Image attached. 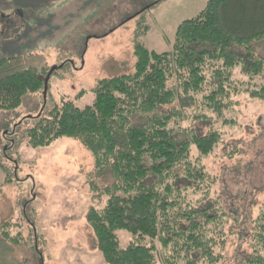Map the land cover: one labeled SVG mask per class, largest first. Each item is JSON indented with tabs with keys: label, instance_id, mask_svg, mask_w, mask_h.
Masks as SVG:
<instances>
[{
	"label": "trees",
	"instance_id": "trees-1",
	"mask_svg": "<svg viewBox=\"0 0 264 264\" xmlns=\"http://www.w3.org/2000/svg\"><path fill=\"white\" fill-rule=\"evenodd\" d=\"M262 40L264 0H209L178 25L171 52L157 54L136 43L133 71L99 80L91 105L79 109L63 100L34 119L28 146L76 140L98 172L112 175L101 193L105 202L85 216L106 264H156V242L162 264H221L231 235L244 241L242 264H264V201L250 226H241L217 196L220 178L201 163L221 142L220 133L200 136L183 127L224 119L238 83L249 98L264 100V86L255 89L234 76L238 69L264 81L263 58L253 57L250 47ZM240 47L245 53L234 50ZM44 83L20 58L0 59V111L18 109ZM119 231L132 239L126 247Z\"/></svg>",
	"mask_w": 264,
	"mask_h": 264
},
{
	"label": "rangeland",
	"instance_id": "rangeland-1",
	"mask_svg": "<svg viewBox=\"0 0 264 264\" xmlns=\"http://www.w3.org/2000/svg\"><path fill=\"white\" fill-rule=\"evenodd\" d=\"M208 1L0 0V59L20 58L45 82L18 109L0 111V264H106L85 216L105 202L101 193L112 184L111 173L98 172L76 140L32 148L26 132L63 100L82 109L92 104L91 88L99 80L131 73L136 43L157 54L171 52L178 25ZM250 47L264 61V40ZM234 73L250 87L264 86L259 76L249 80L238 69ZM235 87L239 93L232 94L234 105L224 119L212 116L183 127L200 136L220 133L221 142L201 163L220 178L217 196L245 227L264 201V100L249 98L239 83ZM196 157L192 147L190 158ZM117 236L122 247L132 240L124 231ZM229 239L221 264H242L244 241ZM155 247L156 264H162L157 242Z\"/></svg>",
	"mask_w": 264,
	"mask_h": 264
}]
</instances>
